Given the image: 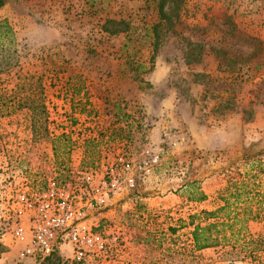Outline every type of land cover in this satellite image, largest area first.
<instances>
[{
  "label": "rangeland",
  "instance_id": "374dc122",
  "mask_svg": "<svg viewBox=\"0 0 264 264\" xmlns=\"http://www.w3.org/2000/svg\"><path fill=\"white\" fill-rule=\"evenodd\" d=\"M156 3L0 6L12 31L0 40V264H25L10 237L16 191L49 178L81 184L88 171L97 182L116 155L135 160L143 146L161 153L152 173L86 217L117 239L80 261L62 244L42 264H264V246L249 255L246 244L264 222L247 221L236 243L196 250L189 218L221 205L250 160L264 163V0L165 1L170 22L157 27L149 62ZM108 19L123 39L102 29ZM221 52L237 63L218 67ZM167 132L185 144L170 149Z\"/></svg>",
  "mask_w": 264,
  "mask_h": 264
},
{
  "label": "built area",
  "instance_id": "2783aa9c",
  "mask_svg": "<svg viewBox=\"0 0 264 264\" xmlns=\"http://www.w3.org/2000/svg\"><path fill=\"white\" fill-rule=\"evenodd\" d=\"M164 137L170 149L185 144L181 134L167 132ZM160 157L159 151L143 146L135 160L116 155L97 182L88 171L75 178L81 184L49 178L42 189L16 191L11 198L10 237L19 244L18 261L42 264L62 244L70 247L76 261L105 252L117 236L95 230L86 221L87 215L124 191L133 190L136 180L150 175Z\"/></svg>",
  "mask_w": 264,
  "mask_h": 264
},
{
  "label": "trees",
  "instance_id": "16d2710c",
  "mask_svg": "<svg viewBox=\"0 0 264 264\" xmlns=\"http://www.w3.org/2000/svg\"><path fill=\"white\" fill-rule=\"evenodd\" d=\"M5 0H0V6ZM167 0H157L158 21L151 25L153 34L152 52L148 58L149 62L153 59L155 53L156 40L158 37L157 27L162 25V19L170 22L167 12L163 6ZM174 2V0H171ZM111 19L104 20L102 29L110 34L122 30V28H107L109 23H118ZM12 31L5 20L0 21V40L3 36H11ZM10 39V38H9ZM186 63L189 62V55L185 56ZM195 62L199 57L193 59ZM237 63L234 57H227L226 53L221 52L217 66L223 68H232ZM141 67L142 64H137ZM148 69L150 68L147 67ZM20 88V84H16ZM40 87V86H39ZM112 131V130H111ZM226 193L221 195L222 204L213 209H201L196 214L189 216L191 229V240L196 250L215 246L218 244L236 243L240 229L245 227L249 220L264 222V163L259 159H252L246 164L244 172L240 175L239 180L230 179L225 187ZM202 200L201 196L197 199ZM198 219L195 223L193 220ZM237 227V228H236ZM228 230V231H226ZM248 254L250 255L255 247L264 246V232L247 240ZM249 244V245H248ZM264 248V247H263ZM53 254V253H52ZM51 256V255H50ZM226 264H233L231 261Z\"/></svg>",
  "mask_w": 264,
  "mask_h": 264
},
{
  "label": "crops",
  "instance_id": "0c3cea01",
  "mask_svg": "<svg viewBox=\"0 0 264 264\" xmlns=\"http://www.w3.org/2000/svg\"><path fill=\"white\" fill-rule=\"evenodd\" d=\"M121 35H122L121 33H116V35L114 34L113 36L118 37V38H120V39H123V37H122ZM115 37H114V41H116V47H118V46H120L121 44L117 43V40H118V39H115ZM121 37H122V38H121ZM114 48H115V45H114ZM156 61H157V59H156ZM112 62H114V61L112 60ZM112 62H111V63H112ZM156 63H157V62H156ZM215 65H216V64H215ZM99 67H100V66H99ZM101 67H102V69H104L105 65L103 64ZM102 69H101V70H102ZM109 69H110V73H112V72H113L114 74L117 73V71L115 70V67L110 66ZM103 87H104V86L101 85V88H102V89H104ZM169 112H170L169 114H165V117H166V115H169V120H167V121L172 125L173 122H175V119H179V117H178L177 114L173 113L172 110H170ZM26 262H27V261H26Z\"/></svg>",
  "mask_w": 264,
  "mask_h": 264
}]
</instances>
